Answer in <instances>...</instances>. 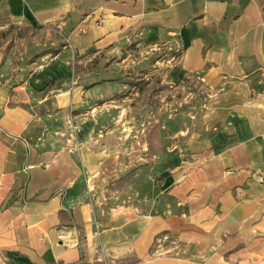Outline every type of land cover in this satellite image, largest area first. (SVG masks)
<instances>
[{"label": "crops", "instance_id": "crops-1", "mask_svg": "<svg viewBox=\"0 0 264 264\" xmlns=\"http://www.w3.org/2000/svg\"><path fill=\"white\" fill-rule=\"evenodd\" d=\"M58 21L111 59L56 90L0 75V264H264V0H0V27ZM120 69L197 76L203 128L126 126ZM175 231L200 262L151 256Z\"/></svg>", "mask_w": 264, "mask_h": 264}, {"label": "rangeland", "instance_id": "rangeland-1", "mask_svg": "<svg viewBox=\"0 0 264 264\" xmlns=\"http://www.w3.org/2000/svg\"><path fill=\"white\" fill-rule=\"evenodd\" d=\"M168 58L161 56V64L165 65ZM110 59L111 57L104 53L96 57L74 53L70 35L65 31L62 21L0 27V66L4 67L0 73L2 80L22 82L25 79L42 78L44 83L48 84L47 89L56 90V86L64 81L73 85L75 81L90 79L92 74L102 75L100 80L106 79L107 73L104 70L106 60ZM138 59L139 57L132 56L130 61L137 63ZM123 62L118 59L116 64ZM56 65H60V68L56 69ZM128 74H131V77L127 76ZM118 75L125 80V88L121 87V94L117 95L115 100H119L121 96L126 98L123 105H126V109L131 113L126 126L129 125L133 130L139 128L141 135L146 136V139L149 128L155 123L156 127L164 123L168 125L170 122L177 123L178 127H185V124L192 122L196 134L203 128L202 114L206 111L207 89L197 76L193 78V87L175 89L165 82L164 76L159 78L149 71L137 73L123 72L120 69ZM260 92H264L262 84ZM115 105L121 106L122 102ZM179 113H183L182 119L179 118L176 122L174 116ZM156 115L163 119L159 122L155 119ZM145 129L147 130L142 132ZM178 231H175V236L163 232L162 236L158 237L161 242L156 241V248L151 246V256L195 259L196 263L200 262L197 259L202 258L205 250L201 247L202 233L193 232L192 238H186V233Z\"/></svg>", "mask_w": 264, "mask_h": 264}, {"label": "built area", "instance_id": "built-area-1", "mask_svg": "<svg viewBox=\"0 0 264 264\" xmlns=\"http://www.w3.org/2000/svg\"><path fill=\"white\" fill-rule=\"evenodd\" d=\"M261 84H262V85H263V87H264V82H262Z\"/></svg>", "mask_w": 264, "mask_h": 264}]
</instances>
